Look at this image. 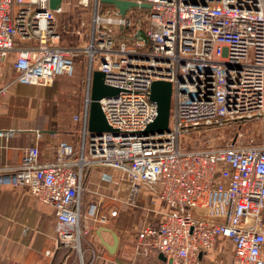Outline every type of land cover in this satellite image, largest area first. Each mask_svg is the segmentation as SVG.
Returning a JSON list of instances; mask_svg holds the SVG:
<instances>
[{"label":"built area","instance_id":"1","mask_svg":"<svg viewBox=\"0 0 264 264\" xmlns=\"http://www.w3.org/2000/svg\"><path fill=\"white\" fill-rule=\"evenodd\" d=\"M64 1L52 9L49 0H0V64L14 53L16 73L0 95L15 82L47 85L71 75L81 54L89 58L87 117L93 70L120 89L100 100L116 131L85 127L80 147L60 141L55 157L44 160L34 144L3 167L14 185L54 208L56 248L75 242L84 264L89 222L104 224L116 213H82L85 169L103 166L119 177L111 197L120 199L127 182L134 204L147 195L139 204L156 221L138 231V259L112 264H159L160 253L163 264H220L211 252L222 242L232 246L228 264H264V0H130L150 4L145 37L129 11L109 8L94 12L89 39L72 47L58 43ZM154 80L172 83L169 130L162 133L145 132L158 115L149 97ZM249 122L259 125L257 136L235 131L222 145H186L195 132Z\"/></svg>","mask_w":264,"mask_h":264},{"label":"crops","instance_id":"2","mask_svg":"<svg viewBox=\"0 0 264 264\" xmlns=\"http://www.w3.org/2000/svg\"><path fill=\"white\" fill-rule=\"evenodd\" d=\"M70 4V0L64 1V11L70 8ZM64 11L57 14L58 43L66 47L82 45L90 37L92 24L89 28L74 25L70 30H66L59 20V15L66 13ZM14 59L15 55L12 53L0 64V87L14 80ZM81 60L85 63L84 99L77 120L71 115L68 103L57 99V96L67 89L63 76H58L54 82L44 87L15 82L7 94L0 95V264L58 262L56 255L59 248L55 246L52 249V246L56 245L54 231L57 216L54 208L26 192L23 187L14 185L8 174L4 173L3 167L18 163L25 148L34 144L39 146L44 160L55 157L60 141H67L76 147L82 145L83 130L88 128L85 113L90 77L89 58L86 54H81L77 61ZM118 179L117 172L109 167L93 166L85 169L81 193L82 213L93 209L98 210L100 214L113 211L116 213L110 215L108 222L104 224L90 221L92 225L89 233L85 235L82 252L83 257H86L84 264H112L114 261L132 262L138 259L135 245L130 242L133 233L129 234L128 229H121L116 224V218L125 215L129 208L138 213L145 211L144 216L142 215L144 221L140 218L141 226L145 223L156 224L154 217L148 215L142 204H139V200L145 199L147 195L142 193V198L139 197L134 204L133 189L127 182L122 183L120 199L111 197L118 187L112 180ZM114 233L118 236V243L111 252L106 243H115ZM47 250L53 252L49 258L46 255ZM59 262L81 264L77 263V260L68 261L67 257Z\"/></svg>","mask_w":264,"mask_h":264},{"label":"rangeland","instance_id":"3","mask_svg":"<svg viewBox=\"0 0 264 264\" xmlns=\"http://www.w3.org/2000/svg\"><path fill=\"white\" fill-rule=\"evenodd\" d=\"M70 1H71L70 8L67 11H64L66 13H61V15H59L60 25L62 24V26L66 30L67 29L70 30L72 28V26H74V25H76V26L81 25V27L83 25L84 27L87 26L89 28L93 22L94 12L99 11L100 13H105L109 8H111V7H109V8L107 7V8L100 9L99 5H97L95 0H88L87 4H83V3L79 4L78 0H70ZM96 7H98V8H96ZM144 10H146V12ZM148 11H149L148 9L135 7V8H132L131 10H129V13L132 16H134L136 19H138L143 14H145L144 18H147L146 14L148 13ZM65 26H66V28H65ZM88 32H89V30H88ZM87 33H86L85 37L87 36ZM143 36L145 37V33H143ZM66 37H69V36H66ZM86 40H88V39H86ZM84 71H85V69H84ZM83 76H84V72H83L82 78H81L82 81L80 80L79 83L77 82L75 85L72 84V82L70 84H67L68 87H70V88H67L63 93H61L57 96V99L59 101H61V102L64 101V102L70 104L71 107H75V105H77L76 110L72 111V113H71V115H74V118L76 115H78V113H79L78 111L80 109L81 102L84 99ZM76 77H77V75H76ZM62 79L64 82H66L65 78L62 77ZM42 86L44 87V85H42ZM258 129H259V125H258V128H256V125L253 122H249V123H247V124H245L239 128L237 126H234V127L214 129V130H210V131L195 132L192 135L187 137L186 145L189 147L206 146V145H211V144L222 145V144H225L231 140H235V138H236L235 131H242L246 136H248V134H251L252 132H255L254 135L257 136V130ZM83 201H84V196H83ZM145 201H146V198L139 200L140 203H144ZM134 211L135 212H133L129 208L128 212L125 215L122 214L118 218H116V224L119 225V227L121 229H128L129 234L133 233V235L131 237L132 241L130 240V242H132L134 245H136L137 234H138V231L140 230V228L142 227L141 226L142 222H141L140 218H142V220L144 221L143 216H144L145 211H139V213L136 210H134ZM91 225L92 224H90V222H89V226H91ZM54 237H56V231H54ZM54 240H55V238H54ZM84 240H85V236L83 235L81 237V250H82V252H83ZM74 243L75 242H68V243H64V244L59 245V249L57 250L58 252L56 255V258L58 261L60 259H64V258L66 259V257H67L68 261L77 260V263L81 262V260L79 259V257H80L79 251H77L76 249H74L72 247V244H74ZM55 246L56 245L54 244L52 246V249L55 248ZM218 247L219 248H217L211 252V257L213 259L218 258L220 260V264L221 263L228 264L230 259H231V255H232L231 244L229 242L228 243L222 242V243L218 244ZM220 249H222V254L220 253ZM83 259H84L83 261L86 262V260H85L86 257L85 258L83 257ZM140 260L141 261H147V262H155V260L152 257H141ZM45 261H46V259H45ZM157 262L159 264L164 263V261H161V260L157 261Z\"/></svg>","mask_w":264,"mask_h":264},{"label":"water","instance_id":"4","mask_svg":"<svg viewBox=\"0 0 264 264\" xmlns=\"http://www.w3.org/2000/svg\"><path fill=\"white\" fill-rule=\"evenodd\" d=\"M63 0H49V6L56 9L61 5ZM100 3L112 5L118 10L121 15H126L129 10L135 7L149 9L148 3H137L130 0H100ZM98 4V3H97ZM105 73L101 70H93L90 88V103L87 117V126L92 133H102L104 131H116L108 123L105 113L103 111L100 100L104 97L115 96L120 92V89L110 86L105 83ZM150 100L157 104L158 115L155 120L148 124L145 132H164L169 130L170 113L172 105V83L167 80H154L150 93ZM115 243L106 246L112 252L118 243V236L114 233ZM162 261L166 260V256L159 254Z\"/></svg>","mask_w":264,"mask_h":264},{"label":"trees","instance_id":"5","mask_svg":"<svg viewBox=\"0 0 264 264\" xmlns=\"http://www.w3.org/2000/svg\"><path fill=\"white\" fill-rule=\"evenodd\" d=\"M109 8V7H111V8H114L112 5H109V4H105V3H100L99 4V8L100 9H103V8ZM145 12H146V10H144ZM145 17V14H143L140 18H138V19H136L135 20V27H137V28H139L141 31H142V33H144L145 31H146V29H147V22H146V18H144ZM129 34V30H127V31H124L121 35H120V37H124V36H127ZM80 62V63H79ZM84 60H81V61H77V60H75V62H74V69H73V72H72V74L71 75H67V74H60V75H57L56 77H55V79H54V81L56 80V78L58 77V76H63V78H65L66 79V84H70L71 82H72V84H76L77 82L79 83V81L81 80V78H82V74H83V72H84ZM76 75H77V77H76ZM71 76V77H70ZM82 81V80H81ZM83 83H84V76H83ZM67 88H70V87H68V85H67ZM68 106H69V110L70 111H74V110H76V107H77V105H75V107H71V105L70 104H68ZM78 112H80V109H79V111ZM61 262H57V264H60Z\"/></svg>","mask_w":264,"mask_h":264}]
</instances>
